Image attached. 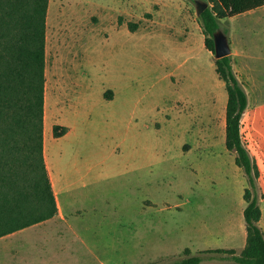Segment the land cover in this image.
I'll use <instances>...</instances> for the list:
<instances>
[{"label": "rangeland", "instance_id": "374dc122", "mask_svg": "<svg viewBox=\"0 0 264 264\" xmlns=\"http://www.w3.org/2000/svg\"><path fill=\"white\" fill-rule=\"evenodd\" d=\"M196 1L49 0L43 145L60 205L0 237V264H159L186 248L242 250L247 182L225 147L226 86ZM260 20L221 25L240 41ZM248 39L250 58L232 61L264 193V36ZM54 125L66 133L54 138Z\"/></svg>", "mask_w": 264, "mask_h": 264}, {"label": "trees", "instance_id": "16d2710c", "mask_svg": "<svg viewBox=\"0 0 264 264\" xmlns=\"http://www.w3.org/2000/svg\"><path fill=\"white\" fill-rule=\"evenodd\" d=\"M49 0H0V237L38 224L58 212L44 159V86L46 13ZM264 7V0H208L199 15L204 45L214 53L213 35L228 28L221 20ZM215 71L227 92L225 147L235 154L247 187L243 220L245 245L235 249H208L165 259L159 264H202L218 260L224 264H264V229L260 226L259 169L242 135V117L248 95L236 74L231 55L215 60ZM54 138L66 127L54 125ZM211 254V255H208Z\"/></svg>", "mask_w": 264, "mask_h": 264}, {"label": "crops", "instance_id": "0c3cea01", "mask_svg": "<svg viewBox=\"0 0 264 264\" xmlns=\"http://www.w3.org/2000/svg\"><path fill=\"white\" fill-rule=\"evenodd\" d=\"M253 12H259V16L262 17V20L260 21H255V24H246L244 25V27L241 28V40L239 41V39L237 38V28L236 26L234 25H231L230 28L228 29V41H230L231 43V56L232 58H239L240 56L239 55H244L245 57L247 58H250V56L248 57L249 54H251L252 52H254V48L252 46V41L248 38H251L252 36L256 37V36H259V37H262L264 36V33L262 30H256V29H253L254 26H258V28L262 29V27L264 28V7H261V8H257L255 10H252V11H249V12H246L244 13L245 15L247 14H252ZM244 14H241V15H244ZM237 17V16H236ZM235 18V17H233ZM230 45V44H229ZM260 53H264V51H261L260 50ZM43 144H44V141H43ZM44 157H45V161H46V164H47V168H49L50 170V167H49V164H48V160H47V156H46V151H45V147H44ZM51 178V181H52V184H53V188H54V194H55V199H56V202L60 205V200H59V193L61 191V189H58L55 187L54 185V181H53V175L51 174L50 176Z\"/></svg>", "mask_w": 264, "mask_h": 264}, {"label": "water", "instance_id": "95a60500", "mask_svg": "<svg viewBox=\"0 0 264 264\" xmlns=\"http://www.w3.org/2000/svg\"><path fill=\"white\" fill-rule=\"evenodd\" d=\"M197 14L200 15L207 7L208 3L203 1H196ZM214 40V55L216 59L228 56L231 54V48L229 45L228 37L221 30H218L213 35Z\"/></svg>", "mask_w": 264, "mask_h": 264}, {"label": "bare ground", "instance_id": "6f19581e", "mask_svg": "<svg viewBox=\"0 0 264 264\" xmlns=\"http://www.w3.org/2000/svg\"><path fill=\"white\" fill-rule=\"evenodd\" d=\"M45 124H46V119L44 118V131H45Z\"/></svg>", "mask_w": 264, "mask_h": 264}]
</instances>
